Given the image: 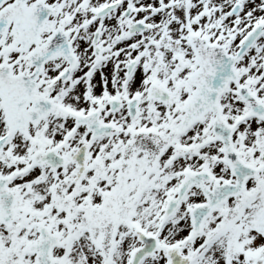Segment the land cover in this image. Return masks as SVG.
I'll return each instance as SVG.
<instances>
[{
    "label": "snow or ice",
    "instance_id": "obj_1",
    "mask_svg": "<svg viewBox=\"0 0 264 264\" xmlns=\"http://www.w3.org/2000/svg\"><path fill=\"white\" fill-rule=\"evenodd\" d=\"M0 264H264V0H0Z\"/></svg>",
    "mask_w": 264,
    "mask_h": 264
}]
</instances>
